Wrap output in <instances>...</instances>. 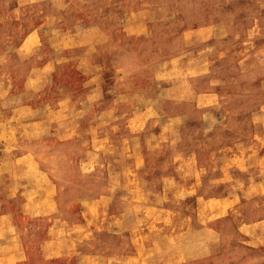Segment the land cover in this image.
Returning a JSON list of instances; mask_svg holds the SVG:
<instances>
[{
	"label": "rangeland",
	"instance_id": "rangeland-1",
	"mask_svg": "<svg viewBox=\"0 0 264 264\" xmlns=\"http://www.w3.org/2000/svg\"><path fill=\"white\" fill-rule=\"evenodd\" d=\"M0 264H264V0H0Z\"/></svg>",
	"mask_w": 264,
	"mask_h": 264
}]
</instances>
